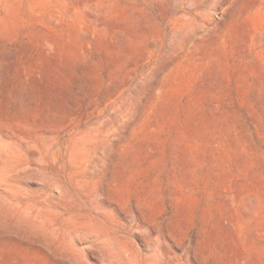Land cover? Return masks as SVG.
I'll list each match as a JSON object with an SVG mask.
<instances>
[{"label": "rangeland", "instance_id": "1", "mask_svg": "<svg viewBox=\"0 0 264 264\" xmlns=\"http://www.w3.org/2000/svg\"><path fill=\"white\" fill-rule=\"evenodd\" d=\"M0 141V264H264V0H0Z\"/></svg>", "mask_w": 264, "mask_h": 264}, {"label": "bare ground", "instance_id": "2", "mask_svg": "<svg viewBox=\"0 0 264 264\" xmlns=\"http://www.w3.org/2000/svg\"><path fill=\"white\" fill-rule=\"evenodd\" d=\"M86 2H87V1H86ZM86 2H83V3H84V4H87ZM94 3H95V2H94ZM87 5H88V4H87ZM87 5H85V6H87ZM84 8H85V7H84ZM88 9H89V7H88ZM10 139H11V138H10ZM0 142H1V141H0ZM2 142H3V141H2ZM6 143H9V142H6ZM0 148H1V149L4 148L5 150L9 149V147H7L5 144H2V143H0ZM4 149H3V150H4ZM7 151H8V150H7ZM11 151H12V150H11ZM10 155H11V154H10ZM14 155H15V154H14ZM12 156H13V155H12ZM12 156H10V157H12ZM17 157H19V156H17ZM17 157L14 156L13 158L10 159V158H9V155H8V158H7V157L5 158L6 161L8 160V162L6 163L5 169H6V168L8 169L9 166L12 167V166H14V165L21 164L22 162L20 163V159L17 158ZM21 159L23 160L24 158H21ZM24 161H25V160H24ZM3 162H5V161H3ZM1 167H2V166H1ZM21 167H22V166H21ZM21 167H20V168H21ZM2 168H3V167H2ZM20 168H19V169H20ZM0 169H1V168H0ZM3 170H4V169H3ZM8 170H9V169H8ZM8 170H7V171H8ZM2 172H3V171H2ZM10 172H11V171H9L8 173H10ZM8 173H6V174H4V175H7ZM1 176H2V174H1Z\"/></svg>", "mask_w": 264, "mask_h": 264}]
</instances>
